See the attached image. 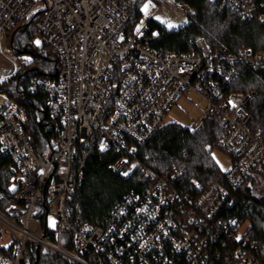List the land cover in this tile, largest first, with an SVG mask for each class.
<instances>
[{
	"label": "built area",
	"instance_id": "1",
	"mask_svg": "<svg viewBox=\"0 0 264 264\" xmlns=\"http://www.w3.org/2000/svg\"><path fill=\"white\" fill-rule=\"evenodd\" d=\"M254 16L252 0H221ZM133 0H0V82L18 70L21 55L7 47L9 32L22 19H33L59 61L55 77L36 81L48 94L57 131L50 152H37L26 134L27 115L0 92V149L11 157L12 187L19 201L0 212L11 236L0 264H24L29 244L77 264H210L219 245L235 242L237 264H258L246 238L247 223L237 219L211 224L231 205V190L250 174L264 176V135L250 127L254 92L231 91L238 64L264 65V51L251 47L237 54L212 51L203 37L193 52H159L141 38L150 20L174 0H144L142 17L131 32ZM262 18V17H261ZM157 34V30L154 31ZM197 94L205 116L223 128L221 146L230 156L224 182H213L197 194L177 189V171L160 175L144 167L153 185L131 192L115 207L105 227L69 221L70 191L76 147L95 138L98 149L122 154L115 168L128 176L139 164L138 145L163 124L182 96ZM46 203L44 222L39 205ZM72 233L73 250L64 246L62 231ZM1 241V238H0Z\"/></svg>",
	"mask_w": 264,
	"mask_h": 264
},
{
	"label": "trees",
	"instance_id": "2",
	"mask_svg": "<svg viewBox=\"0 0 264 264\" xmlns=\"http://www.w3.org/2000/svg\"><path fill=\"white\" fill-rule=\"evenodd\" d=\"M189 9L188 21L174 29L150 20L151 30L141 40L159 52H193L195 40L203 37L212 51L219 47L237 54L243 48L264 51V0H252L254 16L244 17L235 7L221 0H176ZM144 0H133L131 19L127 31L131 32L142 17L140 11ZM262 17V18H261ZM157 30V34L154 31ZM41 33L33 19H22L9 32L7 47L15 55H27L29 63L21 64L17 72L7 81L0 82V92L7 95L11 103L24 109L27 122L24 126L33 148L40 154L52 151L57 131L48 107L47 91L37 85L39 77H55L59 61L52 50L40 42ZM37 41L39 43H37ZM239 73L234 78L231 91H252L255 94L249 111L250 127L264 135V65L238 64ZM223 128L218 119L205 116L195 128L178 123L163 124L152 136L138 145L136 156L139 164L128 175L123 176L115 164L121 157L116 148L98 149L95 138L89 144L76 147L73 162V182L70 191L69 221L74 226L90 223L105 227L112 218L116 205L129 193H144L153 185L144 167L165 175L177 171V189L197 194L196 183L202 188L210 183L224 182V171L213 157L214 150H222ZM15 173L11 157L0 149V212L8 215L9 207L17 204L16 191L12 187ZM264 176L250 174L237 188L231 190L229 202L212 219L211 224L237 219L247 223L248 246L258 264H264ZM46 203L39 205L40 220L44 222ZM1 238V232H0ZM64 246L73 250L72 233L62 231ZM0 245L1 251H9ZM236 243L228 241L219 245V256H212L210 264H237ZM37 255L39 258L37 259ZM24 264H74L62 256L29 244L24 254ZM179 264H187L181 258Z\"/></svg>",
	"mask_w": 264,
	"mask_h": 264
},
{
	"label": "rangeland",
	"instance_id": "3",
	"mask_svg": "<svg viewBox=\"0 0 264 264\" xmlns=\"http://www.w3.org/2000/svg\"><path fill=\"white\" fill-rule=\"evenodd\" d=\"M174 6L165 5L160 12L154 16V20L165 25L167 28H177L185 24L189 19V9L174 0ZM32 58L27 55H21V64L29 63ZM19 65V67H20ZM18 67V68H19ZM8 80V79H7ZM3 80V81H7ZM2 81V82H3ZM205 102L197 94H189L178 99L177 103L167 112L164 119L166 123H178L182 126L195 128L205 117ZM213 157L222 171H226L230 165V156L222 150H214ZM259 191L264 189L259 188ZM1 245H8L11 240L4 224L0 221ZM77 264V263H74Z\"/></svg>",
	"mask_w": 264,
	"mask_h": 264
},
{
	"label": "water",
	"instance_id": "4",
	"mask_svg": "<svg viewBox=\"0 0 264 264\" xmlns=\"http://www.w3.org/2000/svg\"><path fill=\"white\" fill-rule=\"evenodd\" d=\"M39 248H40V247L38 246V247H37V250H39ZM38 258H39V256L37 255V259H38Z\"/></svg>",
	"mask_w": 264,
	"mask_h": 264
},
{
	"label": "snow or ice",
	"instance_id": "5",
	"mask_svg": "<svg viewBox=\"0 0 264 264\" xmlns=\"http://www.w3.org/2000/svg\"><path fill=\"white\" fill-rule=\"evenodd\" d=\"M37 43H39V42L37 41Z\"/></svg>",
	"mask_w": 264,
	"mask_h": 264
}]
</instances>
